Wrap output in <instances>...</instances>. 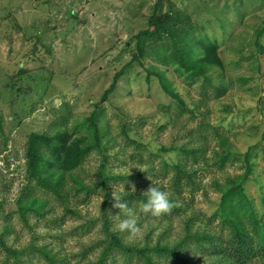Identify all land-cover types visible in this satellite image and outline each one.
Returning a JSON list of instances; mask_svg holds the SVG:
<instances>
[{"label": "rangeland", "instance_id": "374dc122", "mask_svg": "<svg viewBox=\"0 0 264 264\" xmlns=\"http://www.w3.org/2000/svg\"><path fill=\"white\" fill-rule=\"evenodd\" d=\"M155 14L156 25L169 31L155 34L141 51L137 35L155 30L148 23ZM209 42L218 46L222 62L207 68L215 86L201 77L192 82L181 68L190 52L202 58V43ZM261 49L264 0H0V238L18 253L19 264H50L36 249L49 252L56 264L97 261L101 249L96 246L106 238L101 175L115 178L109 182L111 196L116 190L122 197H141L132 211L142 232L135 239L123 233L130 246L173 249L186 237L190 219L192 233L218 234L219 220H209L222 192L246 178L251 209L259 218L264 215ZM116 77L115 91L103 100ZM216 86L227 89L222 98L217 99ZM93 122L99 148L65 175V187L76 178L98 188L88 196L72 188L63 204L27 173L30 137L67 132L71 141L95 140ZM182 147L205 150L196 163L201 164L195 167L196 186L186 185L178 196L171 186L172 166L195 162L181 154ZM225 156L229 159L222 164ZM153 184L177 199L181 213L170 212V221L142 212L143 192ZM28 194L45 200L43 215L18 212L19 200ZM113 204L117 231L115 215L124 218L127 210L120 213ZM94 223L89 233L79 231ZM116 258V264H128ZM184 259L212 264L220 257L192 248L176 264ZM14 261L8 262L0 245V264H18Z\"/></svg>", "mask_w": 264, "mask_h": 264}, {"label": "trees", "instance_id": "16d2710c", "mask_svg": "<svg viewBox=\"0 0 264 264\" xmlns=\"http://www.w3.org/2000/svg\"><path fill=\"white\" fill-rule=\"evenodd\" d=\"M156 14L150 19L148 23L150 25H156ZM157 23L155 30H143L137 35L138 49L143 50L147 41L154 39V35L157 34L162 37V33H167L164 27H160ZM263 30V29H262ZM171 31V30H170ZM204 55L202 58L196 57L193 52L187 55V62L181 65L183 70H186L188 78L194 82L198 78H204L205 82H210V76L207 74V68L222 67V62L217 56L218 46L210 43L203 45ZM201 46V47H202ZM264 52V49H261ZM194 60H190V58ZM207 70V71H206ZM117 77L115 78L111 87L104 93L103 100H106L109 94L113 93L116 89ZM213 84V83H212ZM214 85V84H213ZM215 86V85H214ZM166 87V86H165ZM217 87V86H216ZM167 88V87H166ZM168 89V88H167ZM170 89V88H169ZM220 92L217 95L218 98H222L227 93V89L220 87ZM177 101L184 107L183 100L178 96ZM90 128L94 130L91 136H95L96 139H90L88 137H82L77 141H71V135L67 132H61L54 136L32 134L29 141L27 152V173L29 176L36 180L37 185L43 189H48V194L52 193L57 199L67 204L69 201V195L71 189L75 188L76 193L79 195L85 193L87 196L98 187H92L88 184L79 182L76 178L72 180L74 185L65 187V175H70L74 171L78 170L86 162V159L90 156L92 151L99 148L100 136L99 129L93 122ZM95 142V143H94ZM203 147L180 148L182 155L192 156L195 162L183 163L179 160L176 164H173V168L176 170L174 178H172L171 186L175 188V193L180 196L187 188L186 185L194 184L190 186H196L197 169L196 166L201 164L199 160L203 159ZM264 154V146L262 147ZM252 151V152H251ZM249 151L246 155V161H249L250 156L255 152V148ZM229 156L222 158L221 163L224 164L228 161ZM204 161V164L205 165ZM167 166V164H166ZM251 168V164L249 166ZM167 169V167H165ZM222 169V168H221ZM115 178H105L101 175L99 185L104 190V197L106 199V208L103 211V228L106 238L102 240L97 246V249H101V253L92 264H116V257H124L128 264L136 262V264H176L186 254L187 249L195 248L202 253L219 256L220 259L214 261L212 264H264V215L260 218L251 209L252 204L246 194L245 182L248 178L241 183L238 182L230 188L222 192V200L216 215L211 216V220H219L220 232L218 234H211L208 232H196L192 233L190 228V219L187 223L188 233L180 243H178L173 249H170L163 245H157L154 247H137L130 246L124 242L125 237L123 233L113 231L111 217L114 216L110 205L114 200L109 190V182ZM74 186V187H73ZM170 186V187H171ZM30 192V191H29ZM26 196V195H25ZM23 196L19 200L18 212L25 217L26 213L33 211L36 214L43 215L46 202L45 200L38 199L37 196H31L28 194ZM123 202H126L129 208L133 209L139 205L138 201L141 197L129 195L122 197ZM170 199L176 203L177 199L171 196ZM146 202V197L142 199ZM264 202V198H263ZM264 204V203H263ZM173 215L181 213V208L174 207L171 211ZM166 213L162 215V221H170L172 214ZM95 224L91 226L88 224L87 228L84 226L79 228L81 233H89L95 228ZM0 245L4 248V251L8 254V262L11 258L15 259V263H20L18 253L12 248H9L5 242L0 238ZM206 244V246H204ZM50 264H56L57 261L46 250L36 249ZM36 251V252H37ZM84 260L86 257L82 256ZM82 260V262L84 261ZM183 264H188V260H181ZM64 264H70L69 261L62 260ZM61 262V263H62ZM206 264V263H204Z\"/></svg>", "mask_w": 264, "mask_h": 264}, {"label": "clouds", "instance_id": "9594fccd", "mask_svg": "<svg viewBox=\"0 0 264 264\" xmlns=\"http://www.w3.org/2000/svg\"><path fill=\"white\" fill-rule=\"evenodd\" d=\"M152 147L153 150H156L157 146L153 145ZM169 155L175 156L174 153ZM123 190L124 189L121 191ZM131 192H136L135 184L131 185ZM143 195L146 196V202L141 206L142 212L145 214L150 213L153 217H160L163 214L170 213L172 209L176 207L175 203L170 199L168 192L161 190V188L154 184L149 186V188L143 192ZM112 199L114 200L113 207L119 209L120 213L127 210L124 218H121L120 214L115 215L118 221V223L115 224V229L120 233H127L129 239L137 238L142 232V227L138 223L136 215L133 213L132 209L129 208L128 204L123 202L122 196L116 190L112 192ZM102 202L103 200L101 203Z\"/></svg>", "mask_w": 264, "mask_h": 264}]
</instances>
